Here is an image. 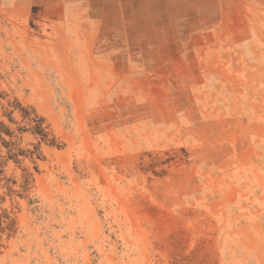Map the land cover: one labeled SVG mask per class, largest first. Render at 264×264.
<instances>
[{"label":"rangeland","instance_id":"1","mask_svg":"<svg viewBox=\"0 0 264 264\" xmlns=\"http://www.w3.org/2000/svg\"><path fill=\"white\" fill-rule=\"evenodd\" d=\"M0 264H264V0H0Z\"/></svg>","mask_w":264,"mask_h":264}]
</instances>
